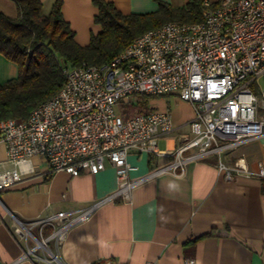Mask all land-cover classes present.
I'll return each instance as SVG.
<instances>
[{
  "label": "built area",
  "instance_id": "built-area-1",
  "mask_svg": "<svg viewBox=\"0 0 264 264\" xmlns=\"http://www.w3.org/2000/svg\"><path fill=\"white\" fill-rule=\"evenodd\" d=\"M202 7L200 22L164 23L136 37L104 64L83 62L64 68L61 88L26 120H0V144L11 164L0 170V192L33 173L32 158H38L49 174H96L106 163L115 170L114 191L75 216L60 212L41 221V227L52 226L50 238L56 244L68 227L84 222L101 205L129 201L139 184L183 171L187 164L211 155L227 181L235 176L264 180V161L255 171L243 158L232 166L221 161L223 151L264 136V89L257 83L264 78V0H218L215 6L202 0ZM137 95H173L191 106L193 119L170 163L131 178L138 167L128 162V155H167L157 148V138L173 131L169 112L129 119L115 113V105ZM19 232L29 234L24 228ZM47 241H38L22 259L40 248L49 257L46 263L58 264L49 256Z\"/></svg>",
  "mask_w": 264,
  "mask_h": 264
},
{
  "label": "crops",
  "instance_id": "crops-1",
  "mask_svg": "<svg viewBox=\"0 0 264 264\" xmlns=\"http://www.w3.org/2000/svg\"><path fill=\"white\" fill-rule=\"evenodd\" d=\"M40 1L42 15H48L57 0ZM60 1L61 16L75 43L88 46L102 30L94 22L98 13L94 0ZM100 1L123 15H144L158 12L161 4L173 10L185 8L189 0ZM210 1L215 6L218 0ZM0 14L16 19L18 7L12 0H0ZM17 77V65L0 54V84ZM127 100L138 107L135 115L169 112L173 125L170 134L157 138V148L167 155L152 159L128 155V162L138 167L130 174L136 178L173 160L180 137L189 133L193 110L173 95H137ZM221 157L226 166L243 158L255 171L257 163L264 161V136L223 151ZM30 164L32 174L0 192V264H51L45 262L47 254L40 248L22 259L42 239H48V250L62 264H182L187 259L195 264H264V180L243 176L225 180L215 155L139 184L129 201L101 205L87 220L68 227L59 244L50 238L52 226L41 227V221L60 212L75 216L114 191L115 170L106 163L96 174L70 177L62 172L49 174L38 158ZM9 168L0 144V170ZM23 228L28 235L19 232Z\"/></svg>",
  "mask_w": 264,
  "mask_h": 264
},
{
  "label": "trees",
  "instance_id": "trees-1",
  "mask_svg": "<svg viewBox=\"0 0 264 264\" xmlns=\"http://www.w3.org/2000/svg\"><path fill=\"white\" fill-rule=\"evenodd\" d=\"M12 1L19 14L16 19L0 14V54L17 65L18 77L0 84V120H26L61 88L64 68L104 64L148 30L168 21L197 23L202 16V0H189L176 10L161 4L158 12L144 15H123L111 4L94 0V22L102 30L80 47L61 16L60 0L48 15H42L40 0Z\"/></svg>",
  "mask_w": 264,
  "mask_h": 264
},
{
  "label": "rangeland",
  "instance_id": "rangeland-1",
  "mask_svg": "<svg viewBox=\"0 0 264 264\" xmlns=\"http://www.w3.org/2000/svg\"><path fill=\"white\" fill-rule=\"evenodd\" d=\"M257 83L259 84L261 90L264 89V78H261L257 81ZM252 88V90L254 92H258V88L253 87L252 85L250 86ZM140 98H142L141 96H138ZM126 101H122L120 103H118L117 105H115L114 107V111L115 113L122 117L123 119H129L135 116V112L137 110L138 107H136L135 105L131 104L130 102ZM223 155V154H222ZM216 157V156H215ZM224 158L221 157V161L222 163H226L225 160H223ZM225 165V164H224ZM35 244V243H34ZM52 254V255H51ZM49 256H54L57 258V256L55 255V253H51ZM46 258H49L47 255H45ZM58 259V258H57Z\"/></svg>",
  "mask_w": 264,
  "mask_h": 264
},
{
  "label": "water",
  "instance_id": "water-1",
  "mask_svg": "<svg viewBox=\"0 0 264 264\" xmlns=\"http://www.w3.org/2000/svg\"><path fill=\"white\" fill-rule=\"evenodd\" d=\"M54 260L58 263V264H62L59 259H57L56 257H54Z\"/></svg>",
  "mask_w": 264,
  "mask_h": 264
}]
</instances>
